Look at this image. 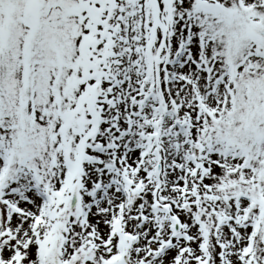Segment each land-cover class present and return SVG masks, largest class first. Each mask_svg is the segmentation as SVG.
Segmentation results:
<instances>
[{
  "label": "snow or ice",
  "instance_id": "obj_1",
  "mask_svg": "<svg viewBox=\"0 0 264 264\" xmlns=\"http://www.w3.org/2000/svg\"><path fill=\"white\" fill-rule=\"evenodd\" d=\"M0 264H264V0H0Z\"/></svg>",
  "mask_w": 264,
  "mask_h": 264
}]
</instances>
